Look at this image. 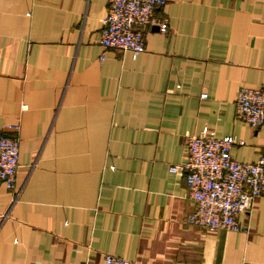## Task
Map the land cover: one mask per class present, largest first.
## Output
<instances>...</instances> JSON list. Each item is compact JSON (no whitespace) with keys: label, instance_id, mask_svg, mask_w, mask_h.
<instances>
[{"label":"crops","instance_id":"crops-1","mask_svg":"<svg viewBox=\"0 0 264 264\" xmlns=\"http://www.w3.org/2000/svg\"><path fill=\"white\" fill-rule=\"evenodd\" d=\"M107 7L0 0V134L20 148L0 264H264L263 198L246 232H208L185 224L195 205L169 171L203 130L243 141L235 161L264 154V126L235 114L240 88L264 87V0H165L136 58L101 46Z\"/></svg>","mask_w":264,"mask_h":264},{"label":"built area","instance_id":"built-area-1","mask_svg":"<svg viewBox=\"0 0 264 264\" xmlns=\"http://www.w3.org/2000/svg\"><path fill=\"white\" fill-rule=\"evenodd\" d=\"M164 4L165 0H108L99 34L101 46L129 52L136 58L145 51V28L151 25L154 11ZM156 27L160 32L167 30L166 23ZM235 114L253 129L264 126V87L240 88ZM7 130L17 133L19 125L10 124ZM243 144L233 136L219 138L207 130L187 138L184 163L169 168L170 173L184 176L188 198L195 205L185 218L186 225L208 232H246L238 217L255 199H264V154L253 163L235 161L231 149ZM19 157L18 140L0 134V184L7 189L14 188ZM104 264L133 263L106 255Z\"/></svg>","mask_w":264,"mask_h":264}]
</instances>
